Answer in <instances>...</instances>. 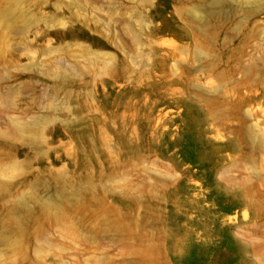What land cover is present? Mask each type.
Returning a JSON list of instances; mask_svg holds the SVG:
<instances>
[{"label":"rangeland","instance_id":"obj_1","mask_svg":"<svg viewBox=\"0 0 264 264\" xmlns=\"http://www.w3.org/2000/svg\"><path fill=\"white\" fill-rule=\"evenodd\" d=\"M239 27L264 54V0H0V264H264Z\"/></svg>","mask_w":264,"mask_h":264},{"label":"bare ground","instance_id":"obj_2","mask_svg":"<svg viewBox=\"0 0 264 264\" xmlns=\"http://www.w3.org/2000/svg\"><path fill=\"white\" fill-rule=\"evenodd\" d=\"M250 0H245L248 2ZM260 2L261 0H254ZM198 14V12H196ZM239 34H244L242 42L253 46L254 54L250 55L248 60L241 62L242 48L239 49L240 57L238 58L236 69H228L219 77V85L213 90L215 100L225 96L229 90H234L233 95L228 94L229 98L235 99L239 103H246L254 113L260 112V117L254 118V124L249 126L247 137L249 143L256 156L264 157V54L259 50V44L255 43L254 38L261 36L263 31L258 27L249 28L243 31V27L235 29ZM200 57L203 58L204 54L201 53ZM238 76V79L235 77ZM234 82H236L234 84ZM257 108V110H256ZM34 123L17 122L16 128L22 132L29 130ZM256 156L246 163L250 169H255L257 163ZM264 161V160H262ZM262 178V177H261ZM262 180V179H260ZM114 228L120 233L124 232V226L114 225Z\"/></svg>","mask_w":264,"mask_h":264},{"label":"trees","instance_id":"obj_3","mask_svg":"<svg viewBox=\"0 0 264 264\" xmlns=\"http://www.w3.org/2000/svg\"><path fill=\"white\" fill-rule=\"evenodd\" d=\"M196 253H193L192 255H189V256H181L178 259L177 263L178 264H201V262L199 261V257L196 256ZM243 261L247 263V262H250V259L245 255L243 258Z\"/></svg>","mask_w":264,"mask_h":264}]
</instances>
